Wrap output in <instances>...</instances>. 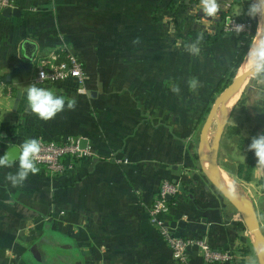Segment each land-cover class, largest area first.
Instances as JSON below:
<instances>
[{
  "label": "crops",
  "instance_id": "obj_1",
  "mask_svg": "<svg viewBox=\"0 0 264 264\" xmlns=\"http://www.w3.org/2000/svg\"><path fill=\"white\" fill-rule=\"evenodd\" d=\"M170 1L81 0V33L65 0H14L20 16L0 13V156L33 138L84 140L81 148L92 153L60 175L37 165L38 173L15 187L7 177L18 159L0 167V264H49L46 255L50 264H181L150 214L164 181L180 189L165 216L172 231L232 254L210 263L192 246L186 264H262L251 226L230 197L252 206L264 234V169L256 166L251 181L237 176L247 149L227 128L244 137L253 126L264 128V76L242 92L244 103L234 104L225 123L216 175L227 193L209 177L202 148L204 137L210 147L215 136L202 118L230 85L219 92L241 44L225 30L226 19L243 14L244 5L218 0L217 16L208 17L201 0H186L175 13ZM26 41L36 45L32 57ZM191 44L198 55L187 50ZM61 46L83 62V87L35 83L39 59ZM33 84L74 108L39 119L27 109Z\"/></svg>",
  "mask_w": 264,
  "mask_h": 264
},
{
  "label": "built area",
  "instance_id": "obj_2",
  "mask_svg": "<svg viewBox=\"0 0 264 264\" xmlns=\"http://www.w3.org/2000/svg\"><path fill=\"white\" fill-rule=\"evenodd\" d=\"M14 7V0H0V13L7 8ZM250 21H239L237 17L230 15L226 19L225 30L235 33L250 32ZM44 73V79H40V73ZM87 73L81 59L66 46L54 50L49 55L39 59L36 70L35 83H63L74 81L81 87L84 86ZM41 145L40 158L37 165L44 166L52 175H60L75 167V160H81L91 156L89 148L82 149L80 139H70L63 143L47 142L38 139ZM180 189L174 183L164 181L157 198L154 200L150 214L155 222L159 234L172 251L173 257L181 264L188 262L189 249L198 246L206 261L229 262L232 254L229 251H218L206 240L187 238L175 234L170 228L165 216L170 211V196H175Z\"/></svg>",
  "mask_w": 264,
  "mask_h": 264
},
{
  "label": "clouds",
  "instance_id": "obj_3",
  "mask_svg": "<svg viewBox=\"0 0 264 264\" xmlns=\"http://www.w3.org/2000/svg\"><path fill=\"white\" fill-rule=\"evenodd\" d=\"M200 9L208 17H216L219 11L218 0H201ZM248 15L253 17L264 16V0H254L249 7ZM201 38H197V42ZM190 54L198 55L200 48L197 44L188 45ZM250 68L256 73H264V43H258L248 53ZM40 79H44V73H40ZM190 88L195 89L197 81L189 82ZM82 91V90H81ZM27 109L43 121L54 119L65 108H74V103L66 100L64 96L57 94L50 88L39 87L35 84L27 87ZM248 151L253 152L257 158L256 166L264 169V132L251 137ZM41 145L37 139H28L22 143L18 155V169L14 175L7 177L13 187L23 184L30 174L38 173L37 162L40 158ZM11 163L9 155L0 156V167L9 166Z\"/></svg>",
  "mask_w": 264,
  "mask_h": 264
},
{
  "label": "water",
  "instance_id": "obj_4",
  "mask_svg": "<svg viewBox=\"0 0 264 264\" xmlns=\"http://www.w3.org/2000/svg\"><path fill=\"white\" fill-rule=\"evenodd\" d=\"M4 14L7 16L10 15H15V16H20L21 15V10L18 8H7L4 11ZM261 22L260 25L263 29V34H262V38L260 43H264V16H262L261 18ZM259 27V26H258ZM258 33L256 34L257 37ZM255 41V39H254ZM254 46V42L253 45L251 47V49ZM24 48L26 50V55L28 57H32L34 54V50L36 48L35 43L31 42V41H26L24 43ZM256 72L254 69L248 71V72H244V73H240L237 74L235 76V78L233 79L232 83L226 88L224 89V91H222V93L216 98L214 105L211 109V114L215 113V111L217 110V108L220 106L221 103H223L225 101V99L235 90H237L243 83V81L245 80L246 77L248 76H253L255 75ZM209 120H207L206 123V128L209 129ZM225 130V123H221L219 129L216 132V135L213 137L211 146L209 147L207 144V137H204V141L202 142V148L204 150L205 156H204V160H205V164L208 167L209 170V177L212 179V181L219 187L222 188V190H224L227 193V189L223 186V184L218 180L217 178V160H218V154H219V148H220V142H221V138L223 136ZM84 140L81 141V147L83 148L85 145ZM7 155H9L10 160L14 161L16 159H18V155H19V147L17 146H12L11 149L7 152ZM230 197V196H229ZM232 203L235 205V207L247 218L250 226H251V231L253 234V243L256 247V251L258 253L259 259L261 261L262 264H264V234L260 228V223L258 221V217L256 215L255 210L252 208V206L247 202L245 205L241 204V203H237L235 200H233L232 197H230Z\"/></svg>",
  "mask_w": 264,
  "mask_h": 264
},
{
  "label": "trees",
  "instance_id": "obj_5",
  "mask_svg": "<svg viewBox=\"0 0 264 264\" xmlns=\"http://www.w3.org/2000/svg\"><path fill=\"white\" fill-rule=\"evenodd\" d=\"M186 0H171L168 7L170 10L177 11L179 6H183ZM190 2H199V0H189ZM240 2L244 5L245 11L240 16H237L239 21H250L251 22V29L250 32H242L238 33L239 40L241 42L239 52L235 61L227 70V75L221 81L218 86L219 92H221L224 88H226L229 84L232 83L233 78L237 75L239 68L241 67L242 63L245 61L246 56L248 55L254 39H256V34L258 32L259 26V17H253L248 15L249 7L252 5L254 1L252 0H240ZM244 103V98L241 99L238 104L239 106ZM264 132V128L260 126H253L250 134L248 137H244L241 135L239 128L229 126L227 128V134L230 136H238L237 146L240 149H247V160L245 163H240L237 165L236 174L239 178L244 181H251L253 180L254 170L256 167L257 158L255 157L253 152L248 151V144L251 142V137L260 133ZM263 192H264V180L260 182Z\"/></svg>",
  "mask_w": 264,
  "mask_h": 264
},
{
  "label": "rangeland",
  "instance_id": "obj_6",
  "mask_svg": "<svg viewBox=\"0 0 264 264\" xmlns=\"http://www.w3.org/2000/svg\"><path fill=\"white\" fill-rule=\"evenodd\" d=\"M65 1L67 3H70L71 5H73V6L69 7V8L75 10L77 12V14H78L77 20L79 22V25H78V27L76 29L78 30L79 33H81V0H65ZM252 1H254V0H252ZM261 17L262 16H259V27H258V32H257L258 33V38L255 40V42L257 41V44L260 43L261 38H262V34H263V29H262V27L260 25V22H261V19L260 18ZM246 60H247V57H246L245 61L243 62V64L246 62ZM243 66H245V64ZM263 76H264V73H256L253 76H248V77L245 78V82L246 83H245L244 87L242 89H238L237 92H236V99H237L236 103L237 104H238V102L241 99H243V96H241L242 92L243 91L247 92L248 89L253 85V83H255V81H257L259 78H261ZM236 103H235V105H237ZM222 105H223V103H221L220 106L215 111V113H213L211 115H210L211 109H208V111L206 113H204L205 116L202 118V120H205L204 121L205 123H207V120L210 119L209 120L210 139H212V135H216V132L219 129L221 123L224 124V123H228L230 121V110L231 109L227 112V115H226V117H224V119H221V117L219 116ZM205 123H203V124L205 125ZM60 251H62V250H60ZM61 257L64 258V259H66V260L69 259V257L68 256H65V255H61ZM46 260H47V262L49 264H50V262L52 263L51 257L49 255H46ZM61 262L62 261L53 262V264H64V263H61Z\"/></svg>",
  "mask_w": 264,
  "mask_h": 264
},
{
  "label": "bare ground",
  "instance_id": "obj_7",
  "mask_svg": "<svg viewBox=\"0 0 264 264\" xmlns=\"http://www.w3.org/2000/svg\"><path fill=\"white\" fill-rule=\"evenodd\" d=\"M258 38V35L256 37V39ZM255 39V40H256ZM257 45V41L255 42L254 41V46ZM253 46V47H254ZM247 57V60L246 62L244 63L245 66L242 65L241 69H240V73H244V72H248L250 70H252V68L249 67V64L251 63V61L249 60V57L248 55L246 56ZM246 59V58H245ZM245 80L243 81L242 85L238 88V89H242L245 85ZM237 89V90H238ZM237 90L233 91L228 97L227 99L225 100V102L223 103L222 107H221V111H220V114L219 116L221 117V119H224V117H226L227 115V112L231 109V107L236 103L237 99H236V92Z\"/></svg>",
  "mask_w": 264,
  "mask_h": 264
}]
</instances>
